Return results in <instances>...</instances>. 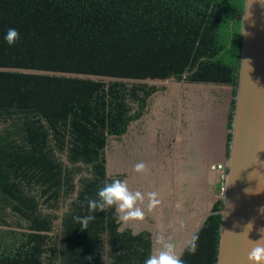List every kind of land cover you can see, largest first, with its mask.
Here are the masks:
<instances>
[{
    "label": "trees",
    "instance_id": "1",
    "mask_svg": "<svg viewBox=\"0 0 264 264\" xmlns=\"http://www.w3.org/2000/svg\"><path fill=\"white\" fill-rule=\"evenodd\" d=\"M243 2L0 0V264H144L151 233L119 231L114 206L92 212L87 201L122 180L106 176L108 136L119 139L165 89L12 70L184 79L234 96ZM9 28L20 34L13 46ZM87 216L96 219L82 230L74 218ZM219 221L207 218L184 264H215Z\"/></svg>",
    "mask_w": 264,
    "mask_h": 264
},
{
    "label": "water",
    "instance_id": "2",
    "mask_svg": "<svg viewBox=\"0 0 264 264\" xmlns=\"http://www.w3.org/2000/svg\"><path fill=\"white\" fill-rule=\"evenodd\" d=\"M235 19L239 20V64L234 96L232 95L233 87H229V108L231 100L234 101L230 128L227 129L225 126L223 128L224 135L222 136L226 141L227 135H230V141L226 144L228 153H225L226 159L224 164H217L222 166L223 169L220 173L218 172V183L221 186V193L218 197L211 199L205 193V187L208 182H204L201 186L202 190L197 191L196 196L202 197V200H199V204L197 205L200 207V202H203L205 208L200 207L202 211L197 216H190L191 220L187 225L174 224L173 227L176 230L170 236L181 258L187 249L188 243L191 242L193 237H196L207 218L211 215H219V234L215 264H248L247 255L252 247L248 240L255 242L261 239L259 230L264 228V214L260 212V209L264 208V0H244L242 12ZM12 71L65 76L93 81L145 83L149 86H164L165 89L172 82L178 83L174 78L166 80L149 78L135 80L21 69H13ZM180 82L188 85L223 87L211 83H187L184 79ZM165 89L156 91L147 102L153 96L165 91ZM189 115L186 118H189L190 123H193L196 128L198 126L207 128L211 124L212 128H214L212 119L204 110L189 111ZM220 131L221 127L218 130L219 136ZM197 135L194 134V136ZM219 136H217L218 140ZM111 139H115V137L108 136V143ZM224 147L226 146L224 145ZM107 148L108 145L106 146ZM214 161L210 159L206 162V168L210 162ZM181 166L182 163L177 168L178 172H183ZM111 175L112 173L108 171L106 163V176ZM176 191L174 194H176ZM218 201L221 203V209L212 212L211 205ZM118 222L121 223L119 231L127 228L124 222L119 220ZM249 223H252L253 226L247 239L242 233ZM181 229L186 230L185 235H183ZM143 231L151 233L153 253L155 245L152 231L144 228H134L131 230V233L136 235Z\"/></svg>",
    "mask_w": 264,
    "mask_h": 264
},
{
    "label": "rangeland",
    "instance_id": "3",
    "mask_svg": "<svg viewBox=\"0 0 264 264\" xmlns=\"http://www.w3.org/2000/svg\"><path fill=\"white\" fill-rule=\"evenodd\" d=\"M161 87L165 88L164 86ZM229 92L230 88L224 86L211 87L172 82L165 91L151 98L145 114L141 117L140 121L130 125L126 136L109 141L108 148L106 149V158L108 171L112 173L111 176L117 175L113 174V172H121L123 177L126 178L125 181L129 189L133 192L138 190L145 194L150 191L159 193L161 204L156 209H161L163 211L162 216H168L174 221L170 223V219H165L164 222H161V218H158L154 214L155 209L152 212L147 211V200H145V204L142 206L146 213L145 219L143 221L125 223L127 228L129 227L128 229L144 228L152 231L153 237L157 233H163L166 237H170L176 230L173 227L174 224L187 225L191 220L189 215L195 217L202 211L200 207L205 208L204 203L199 207L193 197L188 196L184 199L180 195L182 183L178 179L181 177H184L190 184H193L192 181L194 180L195 184L193 186H195V189L200 187L202 182L201 175H195L199 179H196L194 176H190L189 179L188 174H180L181 172H178L177 168L182 163L180 155L181 147L185 143V138L189 140L186 128L183 127L181 120L186 118L184 114L185 112L189 114V111H205L206 109L205 112L208 115V112L214 115L210 114L211 116L209 115V117L215 123L212 131H218L221 127L220 136L218 135L219 140L216 139V142L213 144L206 135H199L198 138L203 140L202 143L206 140V147L200 146V140H197L195 147L193 146L195 160L199 158V166H196V168L198 170H201L203 167L205 168L206 162L210 159H216L217 161L210 162L208 166L224 164L226 159V147L224 145L226 146V141L222 136L224 135L223 128L226 126V117L229 111ZM206 101L209 102L207 103ZM205 104L206 107H204ZM163 127H167L170 130L173 128L170 133L176 139V143H174L172 150L168 144L169 139L161 136L160 131ZM201 128L198 126L196 130H204V128ZM169 135L171 136V134ZM214 149L215 153H212ZM145 152L147 153L143 154ZM200 160H202L203 165L200 163ZM141 161L148 164V171L144 175L137 174L133 170L134 165ZM202 170V175H204V169ZM187 171L188 173H192L193 169H187ZM209 173L211 176L206 184L205 193L212 199L220 195L221 186L218 183L219 173L217 171ZM175 190H177L176 194H174ZM179 198H181L182 203L184 200V204L181 205L178 202ZM193 212L195 213L193 214ZM158 222L160 224L159 228H157ZM181 230L183 235H185L186 230Z\"/></svg>",
    "mask_w": 264,
    "mask_h": 264
},
{
    "label": "clouds",
    "instance_id": "4",
    "mask_svg": "<svg viewBox=\"0 0 264 264\" xmlns=\"http://www.w3.org/2000/svg\"><path fill=\"white\" fill-rule=\"evenodd\" d=\"M19 32L15 28H9L4 39L9 46H13L19 39ZM134 172L144 175L148 171L147 165L141 161L134 165ZM147 200V211L152 212L161 204L159 193L150 191L142 193L140 191H131L126 181L115 179L111 183H105L98 190L96 199H88V207L92 212L106 211V209L115 207L118 213L117 220L127 223L130 221H143L145 219V209L142 207ZM264 214V208L260 209ZM79 222L82 230L87 228L89 221L96 219L94 216L75 217ZM252 223H249L242 233L248 239V234L252 230ZM230 233V232H229ZM261 239L252 242L248 240L252 247L248 252V264H264V228L259 230ZM196 237H193L187 245L190 254L197 251ZM154 252L144 261V264H184L177 251L176 245L171 241L170 237H166L163 233H157L154 237Z\"/></svg>",
    "mask_w": 264,
    "mask_h": 264
},
{
    "label": "flooded vegetation",
    "instance_id": "5",
    "mask_svg": "<svg viewBox=\"0 0 264 264\" xmlns=\"http://www.w3.org/2000/svg\"><path fill=\"white\" fill-rule=\"evenodd\" d=\"M145 114V113H144ZM143 114V115H144ZM184 116L185 117H189L190 115L189 114H187V113H185L184 114ZM141 119V118H140ZM140 119L138 120V121H140ZM182 121V123H183V127L184 128H186V133H187V135H188V137H189V140H188V138H185V143L182 145V147H181V153H180V155H181V157H182V166H181V170L183 171V172H181L180 174H188V177H189V179H190V176H194L196 179H199V177L197 178V176H199V175H201V174H197L196 172H197V168H196V166H199V158L197 159V160H195V154H194V150H193V146L195 147L196 146V142H197V140H200V138H198L199 137V133H197V131H196V126H194V124L193 123H190V119L189 118H185L184 119V121H183V119L181 120ZM134 123V122H133ZM132 124V123H131ZM130 124V125H131ZM130 125L128 126V128H127V131L124 133L125 134V136L127 135V133H128V130H129V127H130ZM172 130V129H171ZM171 130L170 129H167V127H163V128H161V136L162 137H167L168 139H169V142H168V144H169V147L171 148V150L173 149V145H174V143H176V139L174 138V136L170 133L171 132ZM184 130V129H183ZM192 133V134H191ZM123 134V135H124ZM169 134H171V136L169 135ZM194 134L196 135V134H198L197 136H194ZM122 135V136H123ZM122 136L119 138V139H121L122 138ZM166 140V139H165ZM226 148H227V146H226ZM173 152V151H172ZM147 152H145V153H143V154H146ZM173 154V153H172ZM138 155V154H137ZM209 165V164H208ZM193 169V171H192V173H188V171H187V169ZM188 169V170H189ZM221 169H222V167H221ZM220 169H218V165L216 164V165H212V166H208L207 167V171L208 172H213L214 173V171H217V172H219L220 173V171H219ZM113 174H117V175H119V176H122V181H125L126 180V178L125 177H123V174L121 173V172H119V171H117V172H113ZM116 175V176H117ZM195 175H197V176H195ZM202 176V175H201ZM180 181H181V183H182V186L180 187V195L182 196L181 198H186V197H188V196H191V197H193L194 198V201L197 203V204H199L198 203V201L199 200H202V197L200 196V197H198V196H196V192L197 191H200V190H202V187H200V188H197V189H195V186H193L195 183H194V180L192 181L193 182V184H190L184 177H181L180 178ZM198 197V198H197ZM181 198H179L178 199V202L182 205V204H184V200H183V203H182V200H181ZM215 203H213L212 205H211V209H212V207H213V205H214Z\"/></svg>",
    "mask_w": 264,
    "mask_h": 264
},
{
    "label": "bare ground",
    "instance_id": "6",
    "mask_svg": "<svg viewBox=\"0 0 264 264\" xmlns=\"http://www.w3.org/2000/svg\"><path fill=\"white\" fill-rule=\"evenodd\" d=\"M190 89V88H189ZM195 89V88H194ZM198 89V88H197ZM193 91V90H192ZM172 95V94H171ZM207 96V95H206ZM190 98V97H189ZM171 99V98H170ZM209 100V99H208ZM205 102V101H204ZM207 102V101H206ZM209 102V101H208ZM207 102V103H208ZM211 102V101H210ZM185 103V102H184ZM157 104V103H156ZM172 104V103H171ZM209 104H211V103H209ZM212 105V104H211ZM157 106V105H156ZM174 106V105H173ZM185 106V105H184ZM179 107V106H178ZM177 107V108H178ZM190 107V106H189ZM204 107H206V104H205V106ZM185 108V107H184ZM212 108V107H211ZM208 109H210V108H208ZM205 111H206V109H205ZM211 111V110H210ZM213 111V110H212ZM186 113V112H185ZM209 113V115L211 114L210 112H208ZM206 114H207V112H206ZM212 116H214L213 114H211ZM210 115V116H211ZM184 121V120H183ZM214 120H212V122H213ZM219 121V120H218ZM215 123L213 122V125H214ZM217 124V123H216ZM172 127V126H171ZM215 127V126H214ZM201 128V127H200ZM204 128V130H196V131H199V132H201V133H199V132H197V133H199L200 135H202V136H207V138H209L210 139V141L211 142H213V144H214V142H216V139H217V136H218V131H212V124L211 125H209V127H203L202 126V128L201 129H203ZM211 128V129H210ZM173 129V128H172ZM206 130V131H205ZM210 130V131H209ZM181 132V131H180ZM172 134V133H171ZM192 134V133H191ZM202 141L203 140H200L199 141V143H200V146L202 145L203 146V148L204 147H206V140H204V142L202 143ZM208 144V143H207ZM216 146V145H215ZM212 153H215V149L213 150V152ZM216 155V154H215ZM217 156V155H216ZM203 159H205V158H203ZM217 159H218V157H217ZM213 160H216V159H213ZM217 161V160H216ZM208 162V161H207ZM200 163L202 164V160H200ZM205 163V162H204ZM203 165V164H202ZM202 169H204V175H202ZM201 175H202V182H201V185H200V187L204 184V182H208L209 181V179H210V176H211V174L207 171V168H206V164H205V168L203 167V168H201ZM200 187H197V188H200ZM202 203L203 202H200V206H202ZM194 205V204H193ZM195 207V206H194ZM155 210H157V211H155ZM154 210V214L158 217V218H161V222L163 221L164 222V220L165 219H170V223H173L174 221L173 220H171V218H169L168 216H162V214H163V211L161 210V209H155ZM189 210H190V208H189ZM196 212V211H195ZM195 212H193V214L195 213ZM189 216H192V215H189ZM190 218V217H189ZM181 220V219H180ZM190 220V219H189ZM187 221V220H186ZM169 223V224H170ZM159 222H158V226H157V228H159Z\"/></svg>",
    "mask_w": 264,
    "mask_h": 264
},
{
    "label": "crops",
    "instance_id": "7",
    "mask_svg": "<svg viewBox=\"0 0 264 264\" xmlns=\"http://www.w3.org/2000/svg\"><path fill=\"white\" fill-rule=\"evenodd\" d=\"M146 164V163H145ZM146 165H148V164H146ZM189 169V168H188ZM197 174L199 173V174H201V170H197V172H196ZM202 174H203V170H202Z\"/></svg>",
    "mask_w": 264,
    "mask_h": 264
},
{
    "label": "built area",
    "instance_id": "8",
    "mask_svg": "<svg viewBox=\"0 0 264 264\" xmlns=\"http://www.w3.org/2000/svg\"><path fill=\"white\" fill-rule=\"evenodd\" d=\"M221 167H222V166L218 165V169L223 170V169H221ZM220 170H219V171H220Z\"/></svg>",
    "mask_w": 264,
    "mask_h": 264
}]
</instances>
